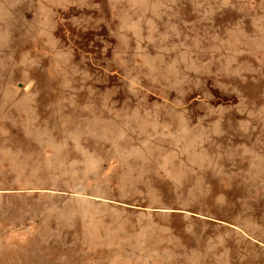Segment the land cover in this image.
<instances>
[{
    "label": "rangeland",
    "instance_id": "1",
    "mask_svg": "<svg viewBox=\"0 0 264 264\" xmlns=\"http://www.w3.org/2000/svg\"><path fill=\"white\" fill-rule=\"evenodd\" d=\"M0 264H264V0H0Z\"/></svg>",
    "mask_w": 264,
    "mask_h": 264
}]
</instances>
